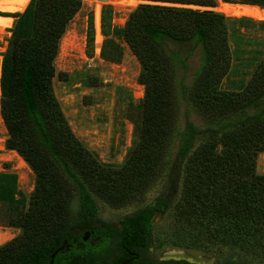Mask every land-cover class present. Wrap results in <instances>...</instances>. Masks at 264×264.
I'll list each match as a JSON object with an SVG mask.
<instances>
[{"label":"trees","instance_id":"1","mask_svg":"<svg viewBox=\"0 0 264 264\" xmlns=\"http://www.w3.org/2000/svg\"><path fill=\"white\" fill-rule=\"evenodd\" d=\"M223 1L264 7V0ZM81 5L30 0L15 14L0 111L7 148L36 180L27 202L16 173L0 171V225L20 228L0 245V264H119L126 252L116 261L104 256L111 236L128 254L142 249L153 239L154 216L170 210L177 239L264 260V173L256 170L258 154L264 157V20L142 3L123 26L114 25L113 35L140 63L145 94L137 140L120 167H108L74 136L52 92L58 42ZM108 42L112 55L106 48L102 55L118 61L121 47ZM157 176L158 196L122 217L117 229L101 223L98 201L121 205Z\"/></svg>","mask_w":264,"mask_h":264},{"label":"rangeland","instance_id":"2","mask_svg":"<svg viewBox=\"0 0 264 264\" xmlns=\"http://www.w3.org/2000/svg\"><path fill=\"white\" fill-rule=\"evenodd\" d=\"M20 1L24 2L20 3L23 12L30 0L28 3L26 0ZM81 1V7L68 22L58 42L53 60L55 74L51 79L52 92L70 130L97 162L103 166L120 167L137 140L145 86L138 80V59L122 38L113 35L112 27L123 26L129 12L139 4H181L133 0L132 2L136 3L132 6L118 7L107 1L100 6L97 20L94 7L87 0ZM181 6L218 11L232 17L248 16L255 20L259 19L256 12L264 10V7L256 5L229 4L223 0H215V6L212 7ZM7 8L0 5V16L11 17L10 20L0 18V77L3 56L9 47L11 29L17 19L15 14L21 13ZM247 34L251 36L255 33ZM257 34L258 31L255 35ZM259 35L263 36L260 33ZM109 39L121 47L122 53L118 61L108 60L101 53L102 49L106 48L105 52L112 55L113 45L108 44ZM232 78L233 76L223 80L224 86H229ZM7 138L8 130L0 111V171L16 173L18 188L25 194L28 202L34 190L35 172L16 150L7 148ZM262 155L263 152H260L256 159V170L259 173H264ZM161 186L162 180L157 176L146 189L132 193L121 205H112L105 200L98 201V217L101 223L110 227L118 226L122 217L133 213L158 196L162 192ZM153 222L152 249L157 258H184L200 264H216L223 261H234L235 264H264V260L258 257L245 256V251L205 242L193 243L186 238L177 239L172 210L163 214L157 213ZM19 233V227L0 225V245ZM172 251L180 253L179 256L171 255Z\"/></svg>","mask_w":264,"mask_h":264},{"label":"flooded vegetation","instance_id":"3","mask_svg":"<svg viewBox=\"0 0 264 264\" xmlns=\"http://www.w3.org/2000/svg\"><path fill=\"white\" fill-rule=\"evenodd\" d=\"M156 216V215H155ZM154 216V218H155ZM153 218V220H154ZM121 220V219H120ZM120 226V221L118 223V226L112 227L117 229ZM110 244L109 248L107 250V256L106 253L104 254L105 257H108L110 261H116L118 256L123 255L124 252H126V256L120 261L119 264H182V261H185L187 263H192V264H200L194 261H190L188 259H162V258H157L154 253H153V239L149 241V245L146 247H143L142 249H138L136 251L128 252L122 248L120 249V246H118V240L116 239L115 236H111L110 239ZM79 249H83V246ZM170 261V262H169ZM216 264H221L216 263Z\"/></svg>","mask_w":264,"mask_h":264},{"label":"bare ground","instance_id":"4","mask_svg":"<svg viewBox=\"0 0 264 264\" xmlns=\"http://www.w3.org/2000/svg\"><path fill=\"white\" fill-rule=\"evenodd\" d=\"M87 1L94 7L95 17L97 20L99 19V8H100V6L105 4L107 1H110V3L112 5L118 6V7L132 6L136 3V2H132L133 0H87ZM20 3H24V2H21L20 0H17V1H15V0L0 1V5H2V7H3V5H5L8 7L7 9L10 8L11 11L14 10V11L21 12L22 11V5ZM247 5H251V4H247ZM252 5H255V4H252ZM259 7H262V6H259ZM256 14L258 15L259 19L264 20V10L258 11V12H256ZM0 18H4L5 20L11 19V17H9V16H0ZM5 24L7 25V23H5ZM171 253H172L171 255H174V256H179L178 254H180L177 251H172Z\"/></svg>","mask_w":264,"mask_h":264},{"label":"water","instance_id":"5","mask_svg":"<svg viewBox=\"0 0 264 264\" xmlns=\"http://www.w3.org/2000/svg\"><path fill=\"white\" fill-rule=\"evenodd\" d=\"M138 1H142V2H147V0H138ZM225 2V1H224ZM226 3H232V4H245V3H237V2H226ZM252 5V4H251ZM256 5V4H255ZM256 6H260V5H256ZM26 8V7H25ZM24 8V9H25ZM238 17H241V16H238ZM248 17V16H247ZM259 20V19H258ZM86 239V238H85ZM54 255L52 254V257H53Z\"/></svg>","mask_w":264,"mask_h":264}]
</instances>
